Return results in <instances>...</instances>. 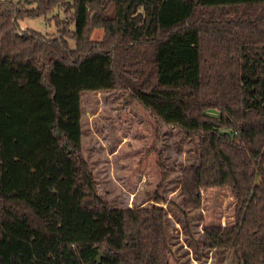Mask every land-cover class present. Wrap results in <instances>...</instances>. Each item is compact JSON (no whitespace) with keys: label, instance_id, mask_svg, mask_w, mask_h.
Wrapping results in <instances>:
<instances>
[{"label":"trees","instance_id":"obj_1","mask_svg":"<svg viewBox=\"0 0 264 264\" xmlns=\"http://www.w3.org/2000/svg\"><path fill=\"white\" fill-rule=\"evenodd\" d=\"M113 90L196 143L182 214L232 195L202 251L264 264V0H0V264H172L165 210L100 198L82 154V93Z\"/></svg>","mask_w":264,"mask_h":264},{"label":"rangeland","instance_id":"obj_2","mask_svg":"<svg viewBox=\"0 0 264 264\" xmlns=\"http://www.w3.org/2000/svg\"><path fill=\"white\" fill-rule=\"evenodd\" d=\"M22 6L28 7L23 2ZM57 15L65 19L57 8L46 16L23 18L18 25L57 37ZM102 36L103 29L96 28L91 40ZM81 110L82 154L97 181L100 198L121 208L162 207L168 214L172 264H239L235 252L200 248L203 225L232 222L235 201L229 190H203L202 209L185 215L180 211V171L199 162L194 141L179 129L157 124L148 111L117 90L83 92Z\"/></svg>","mask_w":264,"mask_h":264},{"label":"water","instance_id":"obj_3","mask_svg":"<svg viewBox=\"0 0 264 264\" xmlns=\"http://www.w3.org/2000/svg\"><path fill=\"white\" fill-rule=\"evenodd\" d=\"M100 261V255L98 256V258H97V263Z\"/></svg>","mask_w":264,"mask_h":264}]
</instances>
